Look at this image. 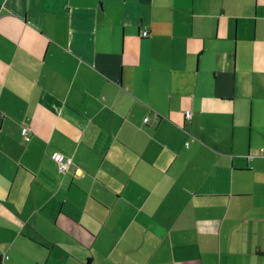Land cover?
Listing matches in <instances>:
<instances>
[{
  "label": "crops",
  "instance_id": "0c3cea01",
  "mask_svg": "<svg viewBox=\"0 0 264 264\" xmlns=\"http://www.w3.org/2000/svg\"><path fill=\"white\" fill-rule=\"evenodd\" d=\"M0 264H264V0H0Z\"/></svg>",
  "mask_w": 264,
  "mask_h": 264
},
{
  "label": "built area",
  "instance_id": "2783aa9c",
  "mask_svg": "<svg viewBox=\"0 0 264 264\" xmlns=\"http://www.w3.org/2000/svg\"><path fill=\"white\" fill-rule=\"evenodd\" d=\"M143 37H147L148 36V32L145 31L143 32ZM191 115L190 112L186 113V118L190 119ZM145 122H148V119L145 120ZM30 130L28 127L23 128L22 133L24 136H27V134H29ZM51 158L54 162H56L59 165V169L61 172H67L69 170V168L72 167L73 162L72 159L67 158L66 156L62 155L61 153H54L51 154Z\"/></svg>",
  "mask_w": 264,
  "mask_h": 264
}]
</instances>
